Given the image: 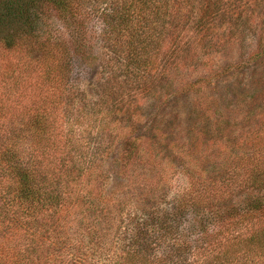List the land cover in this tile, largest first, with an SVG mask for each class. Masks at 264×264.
I'll return each mask as SVG.
<instances>
[{
  "label": "trees",
  "instance_id": "16d2710c",
  "mask_svg": "<svg viewBox=\"0 0 264 264\" xmlns=\"http://www.w3.org/2000/svg\"><path fill=\"white\" fill-rule=\"evenodd\" d=\"M44 9L67 23L71 42L46 23ZM93 20L102 25L109 77L98 100L74 113L72 61ZM249 31L258 32L255 58L264 55V0H0V49L26 57L40 88H52L33 109L14 112L0 99V226L12 222L32 228L30 236L45 234L47 253L54 252L47 264H264V140L258 131L234 138L236 154L217 137L203 138L201 151L193 152L188 142L175 141L171 160L187 184L172 194L163 168L139 148L159 131L155 109L141 103L153 95L158 77L207 65L211 53ZM200 88L194 80L170 95ZM60 114L72 115L69 129L83 118L109 117L90 134L69 131L55 156ZM115 120L127 132L120 181L108 199L102 160L116 142ZM244 190L251 194L230 201ZM79 204L84 207L65 216ZM28 247L36 257L12 264H41V246Z\"/></svg>",
  "mask_w": 264,
  "mask_h": 264
},
{
  "label": "rangeland",
  "instance_id": "374dc122",
  "mask_svg": "<svg viewBox=\"0 0 264 264\" xmlns=\"http://www.w3.org/2000/svg\"><path fill=\"white\" fill-rule=\"evenodd\" d=\"M43 11L46 23L60 30L63 37L71 42L73 38L70 37V30L66 28L67 23L55 11ZM101 28L98 20L90 21L79 46L76 47L68 84L76 94L72 105L74 113L84 104L98 100L101 84L109 77V73L104 70L107 52L99 36ZM257 35V31H249L243 38L225 44L221 50L208 56L210 60L207 65H194L182 71H165L158 77L153 95L141 101L147 111L155 109L159 131L142 140L140 153L155 157L158 168H163L162 171L168 179L170 194L185 188L187 184L184 176L176 171L175 158L174 161L171 160L169 149L172 145L175 146V141L188 142L193 152L194 149L201 151L203 138L213 140L217 137L226 145L227 151L236 154L239 152L235 150L238 146L233 141L239 134L244 135L252 129L258 131L264 140V55L257 58L254 56L258 50ZM26 64V57L9 54L0 49V99L14 112L23 108L33 109L39 98L52 92L49 86L40 88L37 74L30 71ZM194 80L201 86L199 92L170 95L177 87ZM104 112H108L107 108H104ZM248 112L252 113L250 117H247ZM108 117V114H100L92 120L83 118L79 124L76 123L69 129L72 115L66 117L60 114L55 156L63 149L69 131L75 137L90 134L103 126ZM111 130L116 135V142L102 160L110 176L109 183L103 188L108 199H111L114 187L120 181L116 171L123 155L121 137L127 132V128L115 120L111 124ZM183 159L189 163L191 158ZM87 177L83 175L80 179L85 183ZM246 194L251 192H238L231 196L230 201H239ZM83 207L82 204L73 208L67 207L64 214L67 216L75 209ZM30 231L33 230L29 226H14L12 222L8 227L0 226V264H12L16 260L22 262L27 254L32 258L36 257V253H29L28 245L41 246L39 260L41 264H47L46 261L53 257L54 252L47 253L46 235L30 236ZM31 237L33 241L29 240Z\"/></svg>",
  "mask_w": 264,
  "mask_h": 264
}]
</instances>
